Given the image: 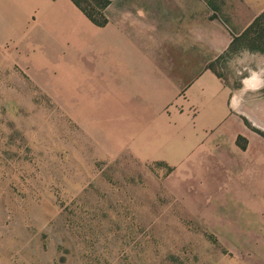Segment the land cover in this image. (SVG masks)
Instances as JSON below:
<instances>
[{"label":"rangeland","instance_id":"1","mask_svg":"<svg viewBox=\"0 0 264 264\" xmlns=\"http://www.w3.org/2000/svg\"><path fill=\"white\" fill-rule=\"evenodd\" d=\"M78 1L107 21L110 0ZM204 1L230 42L264 11ZM230 42L209 65L231 92L233 151L190 172L98 154L63 90L0 48V264H264V53Z\"/></svg>","mask_w":264,"mask_h":264},{"label":"crops","instance_id":"2","mask_svg":"<svg viewBox=\"0 0 264 264\" xmlns=\"http://www.w3.org/2000/svg\"><path fill=\"white\" fill-rule=\"evenodd\" d=\"M208 8L110 0L97 25L72 0H0L1 57L29 68L38 90H63L98 154L208 171L233 151L231 92L209 65L231 34Z\"/></svg>","mask_w":264,"mask_h":264},{"label":"trees","instance_id":"3","mask_svg":"<svg viewBox=\"0 0 264 264\" xmlns=\"http://www.w3.org/2000/svg\"><path fill=\"white\" fill-rule=\"evenodd\" d=\"M72 1L87 15V17L93 23L97 25L105 24L106 21H98L89 13H87L86 9L83 8L78 0ZM103 1L105 6L109 3L108 0ZM237 42L247 43L249 49L264 53V11L254 17V19L249 23V25L242 31L239 36L232 38L229 47L233 46ZM210 68L213 69L212 66H210Z\"/></svg>","mask_w":264,"mask_h":264}]
</instances>
